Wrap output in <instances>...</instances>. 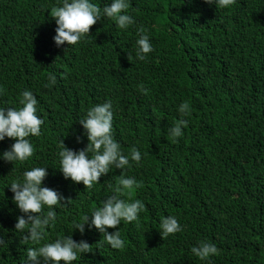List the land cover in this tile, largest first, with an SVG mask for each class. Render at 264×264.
<instances>
[{"label":"trees","instance_id":"obj_1","mask_svg":"<svg viewBox=\"0 0 264 264\" xmlns=\"http://www.w3.org/2000/svg\"><path fill=\"white\" fill-rule=\"evenodd\" d=\"M91 2L103 8L110 0ZM129 2L135 25L120 30L102 17L83 41L57 47L51 9L60 0H0V106L19 107L28 89L43 121L41 135L29 137L34 154L27 162L0 160V264H23L34 246L14 229L23 213L8 189L31 167H47L42 186L64 197L54 206L49 240L70 235L72 222L108 196L145 206L138 224L117 226L121 249L95 228L73 230V240L92 248L73 264H205L190 250L202 241L218 249L207 264H264V0H236L228 9L204 0ZM138 27L148 30L154 49L144 61L135 59ZM107 99L122 153L135 146L142 159L110 169L87 189L62 177L58 146L84 148L78 120ZM182 102L190 105L187 117L176 111ZM179 119L187 124L173 139L168 129ZM12 143L0 141V152ZM121 176L139 187L117 193ZM168 215L182 231L161 239L159 222Z\"/></svg>","mask_w":264,"mask_h":264},{"label":"clouds","instance_id":"obj_2","mask_svg":"<svg viewBox=\"0 0 264 264\" xmlns=\"http://www.w3.org/2000/svg\"><path fill=\"white\" fill-rule=\"evenodd\" d=\"M206 4L214 5L218 9L230 8L236 0H204ZM129 0H110L103 8L98 7L91 0H60L51 9V17L55 23L52 37L57 47L61 45H76L89 35V28L102 17L110 18L120 30H127L136 24L135 19L127 13ZM135 59L144 61L149 53L154 51L148 30L136 29ZM141 92L146 89L141 88ZM19 107L5 108L0 106V141L10 138L13 143L3 152L0 160L24 164L34 154L33 144L29 137L41 135L42 119L38 113V101L32 91L24 89L19 94ZM176 111L181 117L190 115V105L180 103ZM83 129L87 143L84 148L73 151L60 141L58 169L62 177L72 182L82 183L87 189L98 184V178L107 174L110 169H125L131 167L130 161L140 166L142 154L133 146L127 155L121 151L120 144L113 136V105L107 99L104 103L91 106L85 115L78 120ZM187 120L179 119L168 129L173 138L182 136V128ZM77 143L80 138H76ZM47 167H31L13 178L8 185L12 193V202L23 213L16 217L14 229L21 235L22 241L34 245L26 249L23 264H73L79 255L92 251L91 245L84 240L72 239V231L83 235L85 225L91 230L95 228L103 234V240L113 249L124 247L120 237L118 225L124 223H139V213L144 210V204L139 200L126 201L117 195L108 196L101 201L100 206L84 214L79 221L74 220L70 235H57L54 240L47 238V230L57 221L56 205L63 206L64 197L54 189L42 186L47 176ZM139 187V182L133 177L121 176L116 192L129 193ZM114 229L111 233L107 229ZM160 238L182 231L181 225L173 215L162 217L159 222ZM6 246L0 236V247ZM191 253L200 261L207 262L218 254L215 244L202 241L191 247Z\"/></svg>","mask_w":264,"mask_h":264}]
</instances>
